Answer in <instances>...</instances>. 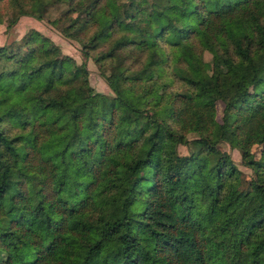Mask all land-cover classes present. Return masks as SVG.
<instances>
[{"label":"trees","instance_id":"16d2710c","mask_svg":"<svg viewBox=\"0 0 264 264\" xmlns=\"http://www.w3.org/2000/svg\"><path fill=\"white\" fill-rule=\"evenodd\" d=\"M52 5L112 93L33 27L0 44V264H264V0H0V23Z\"/></svg>","mask_w":264,"mask_h":264},{"label":"rangeland","instance_id":"374dc122","mask_svg":"<svg viewBox=\"0 0 264 264\" xmlns=\"http://www.w3.org/2000/svg\"><path fill=\"white\" fill-rule=\"evenodd\" d=\"M60 7H62V5L50 6L44 11L41 19H37L29 15H20L17 20L13 23V25L8 29H5L4 25L0 23L1 30H3L0 35L2 36L0 44H17L21 41V37L27 31V29L33 27L42 34L46 35L55 45H57L59 51L62 54L70 55L77 63L81 61L84 62L87 71L88 82L93 87L94 91L111 94L112 92L110 87L106 84L104 78L99 74V70L105 68L107 65L98 64L92 59L90 55L95 52L93 49L89 50V54L87 56L83 55L80 49V43L72 35L74 31L77 30L78 23L69 24L67 18H58L54 23L51 22V19L57 18L59 14L58 10ZM22 18L26 19L24 20ZM136 20L139 25H146V18L142 14L137 15ZM10 29L11 31H9ZM202 55L204 59H209L210 54L207 50H203ZM145 70L146 76L157 77L158 75L162 74L160 68H157L155 71H152L150 68H146ZM258 86V88H260L262 85L260 84ZM221 107L222 101L220 99H216L215 115L217 119H219ZM260 148L261 145L259 143H254L250 145L249 149L252 153V157H259ZM176 149L179 154L186 153L187 151L185 145L180 143L177 144ZM213 154H227L229 156V158L234 162L238 170L239 187L244 186L251 174V171L248 166L242 163L240 159L239 149L233 145H229V143L226 141H220L214 146Z\"/></svg>","mask_w":264,"mask_h":264},{"label":"crops","instance_id":"0c3cea01","mask_svg":"<svg viewBox=\"0 0 264 264\" xmlns=\"http://www.w3.org/2000/svg\"><path fill=\"white\" fill-rule=\"evenodd\" d=\"M22 16H23V15H22ZM22 19L25 20L26 18H22ZM2 31H3V30H1V24H0V35H1ZM9 31H11V29H10ZM8 35H10V34H8ZM1 40H2V36H0V41H1Z\"/></svg>","mask_w":264,"mask_h":264}]
</instances>
